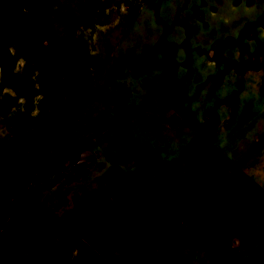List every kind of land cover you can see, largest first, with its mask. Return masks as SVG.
I'll use <instances>...</instances> for the list:
<instances>
[{"label":"rangeland","instance_id":"374dc122","mask_svg":"<svg viewBox=\"0 0 264 264\" xmlns=\"http://www.w3.org/2000/svg\"><path fill=\"white\" fill-rule=\"evenodd\" d=\"M0 30V264H264V0H0Z\"/></svg>","mask_w":264,"mask_h":264},{"label":"flooded vegetation","instance_id":"af4514ba","mask_svg":"<svg viewBox=\"0 0 264 264\" xmlns=\"http://www.w3.org/2000/svg\"><path fill=\"white\" fill-rule=\"evenodd\" d=\"M1 33H3V34H1ZM5 33H6V31L0 30V37H2L3 35H5ZM45 44L46 45L49 44V40L48 39L45 40ZM172 119H176V120H172ZM170 121H171V123L174 124V126H176V127L178 126V119L177 118H170ZM81 149H83V148H81ZM87 149H92V148H88L87 147ZM93 151L96 153V156H97L96 161L94 163H92V164L79 165V166L91 167V166H93L97 162V160L99 158V155H98V153L95 150H93ZM77 158H78V156H77ZM73 167H77L76 160L71 163V165L69 166L68 169L73 168ZM5 181H7V178L5 176H0V182H5ZM5 187L1 188V190H0V207H1L0 208V222L1 221L2 222L4 221V223H5V220L6 219H9L10 218L9 215L7 216V214H8V208L6 206L8 205V203L10 204V202H11V197H10V194H9V190H8L7 186H5ZM234 244H238L239 245V243H236V242H234Z\"/></svg>","mask_w":264,"mask_h":264},{"label":"water","instance_id":"95a60500","mask_svg":"<svg viewBox=\"0 0 264 264\" xmlns=\"http://www.w3.org/2000/svg\"><path fill=\"white\" fill-rule=\"evenodd\" d=\"M96 153L92 149L83 148L78 153L76 165L92 164L96 161Z\"/></svg>","mask_w":264,"mask_h":264},{"label":"crops","instance_id":"0c3cea01","mask_svg":"<svg viewBox=\"0 0 264 264\" xmlns=\"http://www.w3.org/2000/svg\"><path fill=\"white\" fill-rule=\"evenodd\" d=\"M253 174V176L258 178V180H260L259 182L264 186V173H262L260 169H255Z\"/></svg>","mask_w":264,"mask_h":264}]
</instances>
